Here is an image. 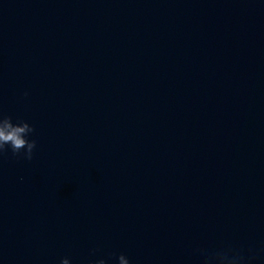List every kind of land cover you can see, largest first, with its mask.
Listing matches in <instances>:
<instances>
[{
    "label": "clouds",
    "instance_id": "1",
    "mask_svg": "<svg viewBox=\"0 0 264 264\" xmlns=\"http://www.w3.org/2000/svg\"><path fill=\"white\" fill-rule=\"evenodd\" d=\"M28 95L27 92L24 93ZM35 128L25 120H13L11 115L0 110V158L5 157L9 152L13 157L31 161L34 150L37 147L35 139L30 137L34 134ZM96 250L92 251L95 255ZM204 256L203 264H253L256 256L249 251L246 255L243 250L221 246L219 249L201 250ZM115 259L116 264H131L124 253H111L107 258L100 257L90 260L89 264H109ZM59 264H71L68 257H62Z\"/></svg>",
    "mask_w": 264,
    "mask_h": 264
}]
</instances>
